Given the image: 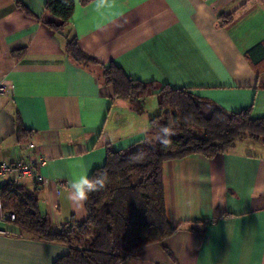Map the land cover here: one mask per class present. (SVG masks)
<instances>
[{
  "label": "crops",
  "instance_id": "1",
  "mask_svg": "<svg viewBox=\"0 0 264 264\" xmlns=\"http://www.w3.org/2000/svg\"><path fill=\"white\" fill-rule=\"evenodd\" d=\"M73 1L69 26L55 31L60 20L46 12V0H0V163L17 160L28 142L35 146L47 184L19 186L37 193L39 212L55 228L85 220L84 204L68 199L69 182L102 167L107 146L126 150L155 139L149 121L163 111L161 87L264 119V58H255L264 51V0H105L99 10L96 0ZM226 15L232 21L218 27ZM69 36L94 63L154 86L140 113L114 97L95 65L66 54ZM163 188L177 230L122 264H264L261 145L240 141L212 159L168 161ZM0 231V264H53L68 253L61 243L20 236L5 220Z\"/></svg>",
  "mask_w": 264,
  "mask_h": 264
},
{
  "label": "trees",
  "instance_id": "2",
  "mask_svg": "<svg viewBox=\"0 0 264 264\" xmlns=\"http://www.w3.org/2000/svg\"><path fill=\"white\" fill-rule=\"evenodd\" d=\"M45 10L60 20L59 25L51 27L55 31L65 30L70 24L74 1L46 0ZM232 19V15L221 16L217 26H227ZM65 51L80 64L95 65L97 78L112 87L115 98L129 100L136 112L142 111L141 99L153 85L129 80L115 66L94 63L80 51L74 36L67 38ZM245 57L249 58L247 54ZM257 57L264 58V51ZM159 101L163 111L149 121L153 141L119 151L106 147L104 165L94 169L89 178L106 172L107 181L104 189L90 193L84 204L83 222L72 219L55 228L39 212L37 193L7 181L0 184L2 212L14 216L12 224L20 236L57 242L68 248V253L53 264H122L142 248L172 236L177 228L166 217L164 163L191 156L212 159L229 152L240 141L255 142L264 148V119L251 120L249 111L227 113L186 89L167 86L161 87ZM170 122L175 134L164 146L157 136L160 128ZM18 133L26 134L23 130Z\"/></svg>",
  "mask_w": 264,
  "mask_h": 264
},
{
  "label": "built area",
  "instance_id": "3",
  "mask_svg": "<svg viewBox=\"0 0 264 264\" xmlns=\"http://www.w3.org/2000/svg\"><path fill=\"white\" fill-rule=\"evenodd\" d=\"M5 92V86L0 85V93ZM35 146L28 142L25 145V153L13 162L0 163V183L10 182L14 185L24 179H31L34 182V189L47 184V181L43 179L40 174V168L42 165V159L36 155ZM2 182V183H3ZM5 220L7 222H14V216L12 214H3L2 203L0 201V221ZM0 233H3L0 231Z\"/></svg>",
  "mask_w": 264,
  "mask_h": 264
},
{
  "label": "clouds",
  "instance_id": "4",
  "mask_svg": "<svg viewBox=\"0 0 264 264\" xmlns=\"http://www.w3.org/2000/svg\"><path fill=\"white\" fill-rule=\"evenodd\" d=\"M105 0H96V7L99 10ZM160 135L157 140L164 146L170 143V138L175 134V129L171 122L167 126L160 128ZM107 181V173L101 172L98 175L89 178L87 173H82L69 182L70 194L68 199L76 206H82L89 198L90 193L98 192L104 189Z\"/></svg>",
  "mask_w": 264,
  "mask_h": 264
},
{
  "label": "rangeland",
  "instance_id": "5",
  "mask_svg": "<svg viewBox=\"0 0 264 264\" xmlns=\"http://www.w3.org/2000/svg\"><path fill=\"white\" fill-rule=\"evenodd\" d=\"M259 145H261V144H259ZM3 214H5V213H3Z\"/></svg>",
  "mask_w": 264,
  "mask_h": 264
}]
</instances>
